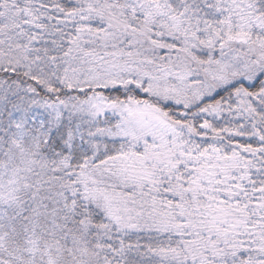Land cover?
<instances>
[{
  "label": "snow or ice",
  "instance_id": "6c2138e0",
  "mask_svg": "<svg viewBox=\"0 0 264 264\" xmlns=\"http://www.w3.org/2000/svg\"><path fill=\"white\" fill-rule=\"evenodd\" d=\"M0 264H264V0H0Z\"/></svg>",
  "mask_w": 264,
  "mask_h": 264
}]
</instances>
